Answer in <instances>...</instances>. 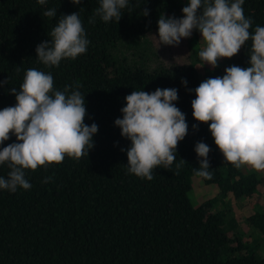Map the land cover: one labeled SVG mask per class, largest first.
<instances>
[{
  "label": "trees",
  "instance_id": "trees-1",
  "mask_svg": "<svg viewBox=\"0 0 264 264\" xmlns=\"http://www.w3.org/2000/svg\"><path fill=\"white\" fill-rule=\"evenodd\" d=\"M187 3L129 0L131 10H122L118 22L96 17L89 23L99 0H81L79 5L47 0L44 6L37 0H0V110L15 106L11 88L19 91L25 72L36 68L53 75L57 90L79 84L76 90L85 95L84 123L98 126L88 156L66 155L59 164L26 170L28 190H0V264H264V255L248 240L253 231L264 241V205L243 224L230 209L218 207L220 199L253 197L264 186V176L227 162L208 124L196 121L191 107L201 82L222 77L227 67L249 66L251 41L233 57L219 59L216 68L205 64L202 81L198 53L205 44L199 31L194 30L190 62H174L172 52L162 59L150 36L158 34L162 13L180 19ZM242 7L252 20L250 32L264 27V0H244ZM50 8L57 9L56 17L43 15ZM145 8L147 16L142 15ZM74 12L90 42L87 51L62 59L59 66L43 65L36 58V46L50 39L61 15ZM157 88L177 89L173 103L185 114L188 131L178 143L173 164L167 169L157 166L149 181L129 173L130 141L114 121L122 118L124 98L132 91L151 93ZM9 135L0 150L17 142ZM197 142L211 149L212 179L199 178L204 185H214L218 195L192 206L188 192L199 169ZM8 171L7 165H0V175ZM45 177L51 180L43 183Z\"/></svg>",
  "mask_w": 264,
  "mask_h": 264
},
{
  "label": "clouds",
  "instance_id": "clouds-1",
  "mask_svg": "<svg viewBox=\"0 0 264 264\" xmlns=\"http://www.w3.org/2000/svg\"><path fill=\"white\" fill-rule=\"evenodd\" d=\"M37 3L44 6L47 0ZM71 3L79 5L81 0ZM243 3L244 0H188L181 10L182 19L160 15L157 40L159 46H178L182 39L191 37L193 30L199 31L205 44L199 58L203 65L212 68L218 66L219 59L233 57L251 41L249 66L233 65L224 70L222 77L201 82L194 89L196 98L191 107L193 118L208 124L214 143L227 162L236 168L247 165L259 171L264 170V27L257 26L250 32L252 20L245 17ZM124 9L131 10L129 0H99L89 23H95L96 17L105 23L118 22ZM148 14L145 8L142 15ZM43 15L56 17L57 9H47ZM49 37L35 49L36 58L47 67L59 66L62 59L84 54L90 43L78 12L61 15ZM181 83L186 85L187 81ZM79 87L67 85L62 91L57 90L50 72L30 68L19 91L11 88L16 104L0 110V144L10 139V133L17 142L0 150V165L9 169L6 176L0 175V190H28L31 184L26 170L59 164L66 155L75 159L88 156L98 126L84 123L85 95L76 90ZM177 99L175 88H157L151 93L132 91L124 98L122 118H117L114 125L130 141V174L150 181L153 169L161 165L167 169L176 160L178 143L188 131L185 114L173 103ZM192 127L195 130L197 125ZM194 150L200 158L195 175L212 179L210 147L197 142ZM50 180L51 177H45L42 182Z\"/></svg>",
  "mask_w": 264,
  "mask_h": 264
},
{
  "label": "rangeland",
  "instance_id": "rangeland-1",
  "mask_svg": "<svg viewBox=\"0 0 264 264\" xmlns=\"http://www.w3.org/2000/svg\"><path fill=\"white\" fill-rule=\"evenodd\" d=\"M183 18V14L180 16V19ZM152 42L154 43L156 49L158 50L162 59L167 58V52H172L174 56V62L178 64H187L191 61L190 54V44L193 43V40L196 39L194 35V30L190 38L182 39L178 46H167L161 44L159 46L158 34H152L150 36ZM202 43L203 40H201ZM200 43L197 40L196 43ZM169 49V50H168ZM224 60L221 59L220 61ZM199 77L201 81L203 80L204 67L205 64H199ZM220 164H223V160L220 158ZM241 168L244 172L255 173L258 177L264 176V170H254L247 165H242ZM191 188L188 192V199L192 206H197L200 202L214 198L218 195V189L214 185H204L199 176H193L191 178ZM264 205V186H260L257 193L249 199H234L233 197H228L225 199H220L218 207L223 209H230L235 217L238 219L240 224H243L248 216L259 211L261 206ZM259 235L253 231L250 232L248 240L255 243L258 247L259 253L264 255V241L262 238L258 237Z\"/></svg>",
  "mask_w": 264,
  "mask_h": 264
}]
</instances>
